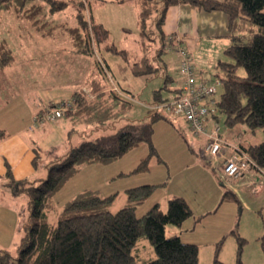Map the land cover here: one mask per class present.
I'll return each mask as SVG.
<instances>
[{"label":"rangeland","instance_id":"obj_1","mask_svg":"<svg viewBox=\"0 0 264 264\" xmlns=\"http://www.w3.org/2000/svg\"><path fill=\"white\" fill-rule=\"evenodd\" d=\"M53 1L54 5L66 1L67 6L51 12L53 5H49L46 0H32L26 4L27 7H43L41 12L34 14L36 21L20 17L21 12L12 10L3 11L0 16V39L7 41L17 63L29 62L6 70L5 75L0 77L3 78L0 80L2 101L5 104V101L11 102L18 115L15 128L24 123L30 106L36 105V97L41 100V108L48 107L47 96L52 100H69L74 88L82 83L92 64V59L88 56L75 53L71 38L66 32L67 27L77 25V7L71 0ZM82 3L81 10L87 25L90 26L91 17L99 31L98 37L103 31L106 32V38L101 40L100 50L94 38L91 40L93 58L97 61L101 58L105 60L113 81L123 90L122 95L130 105L117 118L104 125L79 124L72 128L65 118L43 123L38 127L41 130L37 133L41 136L35 145L38 155L35 164L37 173L32 177L39 182L46 176L45 165L49 162L85 141L110 135L124 127L126 130H134L142 140L122 157L109 163L81 166L54 195V209L47 215V221L54 223L73 214L104 210L116 212L130 205L136 207V216L140 217L154 204L165 210L168 199L183 196L192 216L181 225L186 223L189 228L194 225L193 217H201L198 213L208 207V202L211 201L213 204L216 202L214 209L217 210L202 215V221L194 227L195 234L190 236L198 248V264H264L260 246V239L264 236V192L260 193V186L256 187L248 182L249 189L242 187V198L247 206L242 205L237 197L235 201H212L213 191L229 189L233 179L225 183L219 178L218 169L203 151V142L192 135L181 118L158 111L160 118L152 120V115L157 112L152 109L156 104L155 94L160 93L162 99L172 95L164 88V75L171 72V64L176 57L172 50L154 57L159 48L157 34H150L154 30L152 22L155 16L148 20L150 41L144 40L147 44L144 52L136 29V0H90V4ZM109 46L117 51L124 50L126 54L111 52L107 49ZM143 55H147L146 65L155 68L154 73L134 75L131 66ZM192 58L194 59L193 56ZM211 72L214 73L215 70L212 69ZM238 74L244 76L245 72L239 68ZM108 83L112 86L110 80ZM107 87L108 91L109 86ZM221 91L222 88L219 87L216 98H219ZM218 116L220 134L224 130L230 131L228 138H233L231 141L235 143L240 140L244 145L247 144L245 142H260L264 139L261 129L251 132L241 124L227 128L224 116ZM258 136L261 140L257 139ZM222 138L225 139L223 136ZM145 158L148 159L147 170L134 173ZM205 169L214 177L213 183H206L208 179L212 180L211 177H202L205 176ZM257 174L261 178L264 176V173ZM32 177L28 179L33 180ZM1 184L0 207L14 208L21 228L29 221L26 197L23 193L15 194L8 184ZM144 185L153 187L148 197L141 202L128 198V189ZM84 191L94 192L100 197L116 196L110 203L95 209L68 213L62 211L68 201ZM251 191L254 193L251 194ZM166 227L168 236L169 229H175L176 226ZM18 241L16 239L15 245L11 243L8 249L12 259L17 255ZM131 254L135 258V264H143L155 257L151 244L145 238L138 240Z\"/></svg>","mask_w":264,"mask_h":264},{"label":"trees","instance_id":"obj_2","mask_svg":"<svg viewBox=\"0 0 264 264\" xmlns=\"http://www.w3.org/2000/svg\"><path fill=\"white\" fill-rule=\"evenodd\" d=\"M31 1L0 0V16L3 11L12 10L21 12L20 17L33 18L36 21L34 14L41 12L43 7H27L26 4ZM46 1L53 5L51 12L65 9L67 6L66 1L59 5H54L53 0ZM71 1L78 9L77 25L67 27L66 32L71 38L74 51L88 56L92 59V64L87 77L74 88L70 99L61 100L68 106L60 118L68 120L72 128L79 124L104 125L128 109L130 103L123 97V90L113 81L105 60L100 57L101 60L97 61L93 58L91 40L94 38L100 50L101 40L106 38V32L103 31L98 37L99 31L91 17L90 26L87 25L81 7L82 2L90 4V0ZM136 2L139 5L138 35L143 51L147 50L144 40H149L151 33L157 34L158 37L159 48L154 57L160 56L167 46L173 47L177 42L175 37L165 38L161 31L165 13L170 6L189 4L204 11H221L226 15L231 45L224 50L227 60L219 62L216 67L222 88L217 98V108L219 114L224 116V125L227 128L241 124L251 132L261 129L264 134V0ZM152 16H155L152 22L154 30L148 34V20ZM107 49L117 54H126L124 50L117 51L113 46ZM146 59L147 55H143L132 64L134 75L154 73L155 68L146 65ZM13 62L14 56L7 41L0 39V70ZM239 68L244 70V76L238 74ZM109 78L112 86L108 83ZM170 82L171 76L164 75V88L167 91H171L168 87ZM113 86L117 91L113 90ZM154 97L155 103L161 102L160 93H156ZM52 105L53 102L48 109ZM157 118H160V114L154 113L152 120ZM6 136V132L0 128V140ZM141 140L142 137H138L134 130H126L124 127L110 135L85 141L46 164V176L39 182L35 179L16 182L7 169L4 177L7 184L15 194L23 193L26 197L29 221L23 227L15 258L12 259L8 252L0 250V264H135L131 251L140 238H145L151 244L155 254L153 259L143 264H198V248L195 244L184 243L177 236L167 237L165 234L166 226L178 227L192 216L190 207L181 197L168 199L165 210L154 204L140 217L136 216V207L130 205L116 212L96 211L73 214L54 223L47 221V215L54 209V195L81 166L109 163L122 157ZM237 149L253 160L256 167L251 166V170L264 172V139L253 145H240ZM37 156L35 151L34 165ZM147 161V158L142 160L133 172L146 171ZM152 188L144 185L128 189L126 193L129 199L141 202L150 195ZM115 196L100 197L94 192L84 191L68 201L62 211L68 213L95 209L110 203ZM225 200L235 201L236 197L226 189L222 195V201ZM260 246L264 254V236L260 239Z\"/></svg>","mask_w":264,"mask_h":264},{"label":"crops","instance_id":"obj_3","mask_svg":"<svg viewBox=\"0 0 264 264\" xmlns=\"http://www.w3.org/2000/svg\"><path fill=\"white\" fill-rule=\"evenodd\" d=\"M136 4L138 19L139 5L137 2ZM136 29L138 32L137 21ZM161 31L165 38L175 37L176 39H179V41L176 42L173 47L167 46L166 48V50H172L176 53V57L173 60V64H171V72L173 73L171 74L170 72L166 74L171 76V81L174 80L179 82V77L176 73V61L178 56V50L176 48L177 45L184 46L190 54L191 58L192 56L194 57V59L192 58V62L199 76L208 75L211 78L214 77L213 74L218 75L216 67L218 66L219 62L226 61L224 50L231 45V40L229 38V33L226 26V15L223 12H208L197 7L191 6L189 4H179L170 6L165 13L164 22L161 26ZM27 53H29V50L27 51ZM75 53L78 55H84L78 52ZM24 63L29 62L17 63L14 58V62L10 66L4 68L3 70H0V77L5 75L6 70H11L15 66L17 67L18 65ZM212 69L215 70L214 73L211 72ZM87 75L83 78V80L87 77ZM1 79L3 78H0V80ZM3 87L4 86L2 85L1 88ZM168 92L172 93V91L169 90ZM2 98L3 96L0 89V128L3 129L7 134L5 138L0 140V186H2L1 183L7 184V180L4 178L7 169L10 170L12 179L16 182L29 180L28 178L32 177L35 173H37V168L34 165L33 161L35 157V151H37L35 145L36 142H39L41 136L37 132L41 129L35 128L34 117L38 113L40 114L46 111L50 103L56 101L50 99V96H47L46 99L49 103L48 107L41 108L39 107V103H41V100L39 97H36V105L30 106L24 123L19 124V126L15 128V125L18 123V115L16 113V109H14V106H12L11 102L9 101H5L7 104L6 105L4 101H2ZM33 109L35 110L32 113ZM224 132L223 134H221V136H223L225 140L230 143L233 147L237 148L240 145L246 146L257 143L255 141L245 142L247 144L243 145L240 143V140H237V142L235 143L234 141H231L233 140V138L231 140L228 138L230 131L224 130ZM257 139L261 140V137L258 136ZM201 142L203 141L201 140ZM230 153V149L226 148L223 150L222 155L229 156ZM219 160H221V158ZM204 172L205 176L203 175L202 177L212 178V180L208 179L206 183H213L214 177L212 176V174L207 169H205ZM41 173L43 174V170L41 171ZM218 175L220 178V174ZM33 178L34 177H32V179ZM232 181V186H230L228 190H231L235 197L241 200L240 202L242 203V205L247 206L246 202L242 198V191H244L242 187H247L248 182L255 185L256 187L260 186V193L264 192V176L263 178H261V176L258 175L256 171L251 170L250 172L244 173L243 175L236 179H233ZM223 190L225 191L226 189L224 188ZM224 191H213L212 201H218V199H220L219 202H221ZM253 193L254 192L251 191V194ZM181 198H183V196H181ZM215 204L211 203V201L208 202V207L204 208V210L198 213V215L201 217L197 219L196 217H193L194 225L190 226L189 228H187L186 223H184L180 227H175V229H169V235L167 236L166 227V236H177L184 243L196 244V242H194V239L190 237L192 236V234H195L194 227L202 221V215L205 216L217 210V208L214 209ZM17 220L18 215L14 208L0 207V250L9 253L8 249L10 248L11 243L15 245L16 239H18V243H20L21 237L23 235L24 226L19 228ZM18 232L20 233L18 234Z\"/></svg>","mask_w":264,"mask_h":264},{"label":"built area","instance_id":"obj_4","mask_svg":"<svg viewBox=\"0 0 264 264\" xmlns=\"http://www.w3.org/2000/svg\"><path fill=\"white\" fill-rule=\"evenodd\" d=\"M178 41L179 39H177ZM176 48L178 50L176 73L179 82L171 81L168 84L172 91L171 97L162 99L161 102L152 106V109L157 111L156 113L161 111L170 116L181 118L185 122L192 135L203 141V151L211 158V162L218 169L223 182L250 172L251 166L256 167L253 160L247 154L233 147L220 134L217 120L219 111L215 97L217 88L221 87L219 77L199 76L185 47L177 45ZM109 80L111 81L110 78ZM113 88L117 91L115 86ZM67 106L68 104H64L61 100L53 101L50 109L34 117L35 127L38 128L46 121L53 122L60 118ZM226 148L231 151L229 156L222 155ZM220 158L221 160H219ZM256 172L264 173L262 170Z\"/></svg>","mask_w":264,"mask_h":264}]
</instances>
